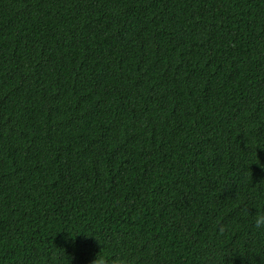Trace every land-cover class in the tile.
Wrapping results in <instances>:
<instances>
[{
	"label": "trees",
	"instance_id": "16d2710c",
	"mask_svg": "<svg viewBox=\"0 0 264 264\" xmlns=\"http://www.w3.org/2000/svg\"><path fill=\"white\" fill-rule=\"evenodd\" d=\"M258 212L264 0H0V264H264Z\"/></svg>",
	"mask_w": 264,
	"mask_h": 264
},
{
	"label": "clouds",
	"instance_id": "9594fccd",
	"mask_svg": "<svg viewBox=\"0 0 264 264\" xmlns=\"http://www.w3.org/2000/svg\"><path fill=\"white\" fill-rule=\"evenodd\" d=\"M253 224L256 229H264V212H258L255 215ZM67 243L73 244L72 241H68ZM111 255L112 253L105 251L99 257L96 256L92 262L94 264H131L125 253H117L113 259L109 260L108 258Z\"/></svg>",
	"mask_w": 264,
	"mask_h": 264
}]
</instances>
